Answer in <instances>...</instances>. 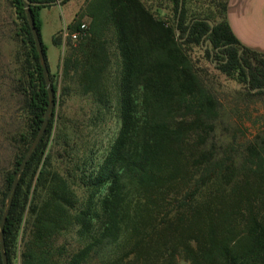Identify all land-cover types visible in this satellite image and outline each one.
I'll use <instances>...</instances> for the list:
<instances>
[{"label": "trees", "instance_id": "1", "mask_svg": "<svg viewBox=\"0 0 264 264\" xmlns=\"http://www.w3.org/2000/svg\"><path fill=\"white\" fill-rule=\"evenodd\" d=\"M31 1L40 2L30 11L49 72L39 9L53 0ZM166 1L172 15L162 18L141 0H85L67 25L73 32L89 18L79 40L67 44L63 77L75 78L96 111L112 109L119 127L96 164L84 157L73 170L59 169L48 149L51 116L6 216L7 264L17 253L20 264H264V138L239 152L219 148L218 100L188 50L206 41L217 69L248 94L264 92V53L234 36L227 0H210L214 8L202 13L187 0ZM9 2L18 19L11 89L21 97L26 127L11 137L18 153L3 175L0 218L48 103L22 1Z\"/></svg>", "mask_w": 264, "mask_h": 264}, {"label": "rangeland", "instance_id": "2", "mask_svg": "<svg viewBox=\"0 0 264 264\" xmlns=\"http://www.w3.org/2000/svg\"><path fill=\"white\" fill-rule=\"evenodd\" d=\"M141 1L158 17L172 15L171 5L166 0ZM187 1L188 8L197 13L214 8L210 0ZM60 17L65 18V14H60ZM16 21L18 19L9 0H0V190L3 175L11 169L18 153L17 144L11 137L23 132L26 127V117L19 109L21 97L11 89L14 43L10 36ZM83 23L88 26L89 18L85 17ZM64 33L69 31L65 29ZM77 40L66 36L65 48L58 55L57 62H52L50 66L48 64V74H51L56 87L50 115V118L54 115V119L48 149L52 154L51 164L68 170L76 168L84 157L92 159L94 164L100 161L119 127L112 109L96 111L91 96L78 88L75 78L69 80L63 77L62 60L69 50L67 44ZM206 50L208 44L204 41L202 45L192 46L188 51L201 70V78L218 100L215 140L221 150L231 146L237 148L238 152L243 151L248 143L259 142L264 138V92L251 90L248 94L244 84L217 69L218 61L213 55L207 56ZM78 158L80 161H77ZM72 173L75 176L76 193L82 197L84 190L79 180L80 172L74 170ZM6 199L7 196L2 213ZM89 262L94 264L93 260ZM14 264H20L19 253Z\"/></svg>", "mask_w": 264, "mask_h": 264}, {"label": "crops", "instance_id": "3", "mask_svg": "<svg viewBox=\"0 0 264 264\" xmlns=\"http://www.w3.org/2000/svg\"><path fill=\"white\" fill-rule=\"evenodd\" d=\"M84 1L68 0L64 3L48 1L39 9L41 40L46 48L49 66L52 62L56 63L58 55L63 52L66 37L64 31ZM62 13L65 14V18L60 17ZM226 19L232 33L243 46L264 53V0H227ZM55 34H60L58 44L53 42Z\"/></svg>", "mask_w": 264, "mask_h": 264}, {"label": "water", "instance_id": "4", "mask_svg": "<svg viewBox=\"0 0 264 264\" xmlns=\"http://www.w3.org/2000/svg\"><path fill=\"white\" fill-rule=\"evenodd\" d=\"M21 1L23 4V8L25 9V12H26V18H27L28 25H29L31 32H32V36L34 39V45H35V48L38 52L39 59H40L41 65H42L43 75H44V80H45V86H46V90L48 93V103H47L46 109L43 113V120H42L41 126H40L34 140L32 141L31 145L29 146L26 154L24 155L21 163L19 164V167L16 171V174L13 178V181H12L11 187H10V191H9V193L7 195V199H6V206H5L4 211H3L1 218H0V255L2 258L3 264H7V259H6L5 253H4L3 227H4L5 220H6V216L8 214L9 208H10L13 193H14L15 188L17 186L18 178H19V175L21 174V171L24 169L26 162L28 161V159L32 155V153L35 150V148L37 147L43 133L45 132L46 126L48 124V120H49L50 115H51V111L53 110V107H54L53 91L51 88V84L48 80V70H47V67H46V64L44 61V55H43V50L41 47V41L39 40V37H38L37 32L35 30L33 17L31 15V11H30V5L31 4H40V2H32L31 0H21ZM62 1L63 0H54V1H51L50 3H60ZM180 7H181V3H180ZM208 23L212 27V25H213L212 22L208 20ZM176 32H177V34L179 33L178 30Z\"/></svg>", "mask_w": 264, "mask_h": 264}, {"label": "built area", "instance_id": "5", "mask_svg": "<svg viewBox=\"0 0 264 264\" xmlns=\"http://www.w3.org/2000/svg\"><path fill=\"white\" fill-rule=\"evenodd\" d=\"M86 27L87 26L85 23H81L78 30L69 33H64V35L69 36L73 41H75L82 35V32L86 29Z\"/></svg>", "mask_w": 264, "mask_h": 264}]
</instances>
